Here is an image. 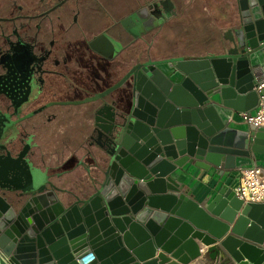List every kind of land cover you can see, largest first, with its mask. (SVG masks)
Returning <instances> with one entry per match:
<instances>
[{
    "label": "water",
    "instance_id": "1",
    "mask_svg": "<svg viewBox=\"0 0 264 264\" xmlns=\"http://www.w3.org/2000/svg\"><path fill=\"white\" fill-rule=\"evenodd\" d=\"M239 1L243 43L239 28L222 54L142 61L91 98L103 100L117 91L93 113L92 139L103 152L97 159L106 163L90 183L92 190L89 185L63 187L59 195L31 160L34 151L27 156L30 145L20 150L15 137H6V128L0 131V264H78L76 259H85L84 264L188 263L201 255L196 238L210 247L216 264H264V203H244L224 186L203 206L190 191L181 192L171 175L188 162L204 169L261 164L256 145L264 128L250 138L228 126L234 110L245 111L246 93L254 92L249 83L255 79L254 68L264 66V0ZM148 9L127 16L122 24L129 29L130 17L137 15L147 30L153 18L141 15ZM90 46L108 55L119 42L103 32ZM204 61L214 65L215 73ZM183 63L196 67L198 77ZM169 68H180L188 78L181 80ZM159 69L166 73L163 78L185 88L167 90ZM222 104L234 110L220 117ZM244 156L248 162H238ZM170 163L175 167L169 169ZM47 195L55 197V214L44 202ZM24 214L31 215L29 223ZM251 224L255 228L247 232Z\"/></svg>",
    "mask_w": 264,
    "mask_h": 264
},
{
    "label": "crops",
    "instance_id": "2",
    "mask_svg": "<svg viewBox=\"0 0 264 264\" xmlns=\"http://www.w3.org/2000/svg\"><path fill=\"white\" fill-rule=\"evenodd\" d=\"M5 3L4 10L12 16L17 24L27 25V35H32L36 31L39 38L46 43V47H50V42L56 39L52 58L56 57L60 63L69 62L75 66L69 69L66 66H49L54 71L60 69L67 70L72 76L77 78L78 83L73 87L81 91L74 98H68L67 87L70 84L69 76H61V85L56 83V89H60L59 94L54 96V79L51 74L47 75L48 90L43 102L46 103L43 118L47 121V126L39 132H34L33 151L34 155L31 160L40 167L46 174V178L50 179L52 185L50 188L56 187L59 195H62L59 188L66 183L65 172L72 165L78 167L75 174V183H83L90 171L93 177L98 176V167L96 159L90 153H84V148L89 145L94 151L101 150V146L90 138V133L84 127L89 114V108L92 107L91 100L98 94V84L102 71V66H96L98 63V52L94 50L90 43L106 31L111 37L119 42L118 48L113 50L109 57L114 63L122 54L128 64L127 66H112V86L118 83L120 76L124 71L129 70L132 66L129 63L139 57L147 59L146 54L151 55L154 59L163 57H175L179 55H170L168 52H160L157 43L160 36V25L162 19L153 18L152 24L147 30L144 25L139 24L135 30L126 29L122 25V21L132 12L146 6L154 0H0ZM198 0H170L173 10L169 13L167 22L174 18V14L179 16L183 14L182 6L196 5ZM204 8L207 9L208 18L219 25L222 32L223 41L221 48H206L200 54L193 56H212L225 52L231 37L236 35V31L240 28V32L244 36L242 29V8L239 0H199ZM248 3V2H247ZM164 20V19H163ZM51 48V47H50ZM149 51H147V50ZM101 55V54H100ZM52 61V59H50ZM114 65V64H113ZM101 67L100 75L93 77V85L95 90H91L92 83L81 81L82 75H87L92 70L97 72ZM207 69V68H206ZM59 70V71H60ZM205 71V68L202 71ZM59 74V73H58ZM77 75V76H76ZM56 80V79H55ZM76 90H74L75 92ZM117 91L110 92L109 101H112ZM255 93V90H254ZM245 111L255 112L258 104V95L246 93ZM94 107V106H93ZM92 107V109H93ZM233 109L224 104L221 105L219 111L220 117L225 115V110ZM234 110V109H233ZM90 119V118H89ZM207 120L209 118L207 117ZM228 126L239 131H246L252 138V130L243 122L238 111L233 115ZM33 132V131H32ZM85 135L92 142L86 143ZM235 136H238L235 134ZM257 153L260 165L264 167V138L257 143ZM248 157L238 158V162H248ZM238 168H226L211 165L209 169H204L192 163H185L184 166H178L172 173L176 184L182 187L181 192L192 193V198L203 206H206L217 195L221 188L227 186L234 190L238 183ZM76 171V170H75ZM76 173V172H75ZM85 174V175H84ZM90 176V174H89ZM88 176V177H89ZM83 181V182H82ZM58 190H60L58 192ZM200 247L201 255L192 260L188 264H216L218 259L211 257L209 246L203 244L201 240L195 239ZM159 251V250H158Z\"/></svg>",
    "mask_w": 264,
    "mask_h": 264
},
{
    "label": "flooded vegetation",
    "instance_id": "3",
    "mask_svg": "<svg viewBox=\"0 0 264 264\" xmlns=\"http://www.w3.org/2000/svg\"><path fill=\"white\" fill-rule=\"evenodd\" d=\"M6 5V2H0V131H3L5 128L7 131L10 129V136L15 137V141L20 144V150L30 145L29 154L27 155L29 156L30 152L33 151L32 135L47 126V121L42 116L45 107H47L46 103L43 102L48 90L47 75L51 74L56 79H54V96L59 94L60 89L57 90L55 87L56 83H58L59 87L62 84L60 80L61 76H69L70 78L71 83L67 87L69 94L74 93L73 87L78 83V80L67 70L61 71L59 69L60 71H57V68L54 71L49 67L66 66L71 69V66H75L69 62L61 64L59 59L56 57L52 58V52L57 40H51L50 48L46 47V43L39 38L37 31L31 36L25 34L28 26L17 24L14 18L9 15V12L6 13L4 10L7 8ZM171 5L170 0L159 3L153 1L135 12L141 13L144 12L142 11L143 9L149 8L148 11L145 10L146 14L143 13L141 16H146L148 13L150 14V18L162 19L161 24H164L167 23L169 13L174 11ZM135 12H132L129 16ZM146 22L148 23V20ZM139 24H141V21L136 15L135 17H130L127 26L133 31ZM98 45L99 48H103V45ZM105 52H107L106 49ZM143 53L147 59L140 58L141 53H139V57L133 59L129 63V66H136L140 62H145L149 59L156 60L151 55L146 54V51H143ZM98 55L97 62L101 63L103 69L99 82L101 89L98 90V93H103L112 85V66H117L118 64L120 66H127L128 62L122 54L119 55L114 63L109 57L110 54L100 55L99 53ZM166 58L170 57H163L157 60ZM127 71H124L117 81H120ZM81 81L83 83L85 81L92 83L93 78L88 73L81 76ZM109 97L110 94H106L103 100H100V104L105 100H109ZM91 104H93V107L94 103ZM92 107H87L89 114L94 113L95 109L94 107L92 109ZM88 120L87 123L85 122L84 127L90 133V138L92 139L96 128L94 117H88ZM102 125L105 124L103 123ZM91 139L89 143L92 142Z\"/></svg>",
    "mask_w": 264,
    "mask_h": 264
},
{
    "label": "rangeland",
    "instance_id": "4",
    "mask_svg": "<svg viewBox=\"0 0 264 264\" xmlns=\"http://www.w3.org/2000/svg\"><path fill=\"white\" fill-rule=\"evenodd\" d=\"M169 0H154L155 3ZM179 16L174 14V18L167 23L161 24L159 41L157 48L160 52H168L170 55H179L181 57H190L193 54H200L205 51L206 48H221L223 41L221 28L215 22H212L208 18L207 9L204 8L201 1H197L196 5L183 7ZM245 37L241 36V43L244 42ZM120 50V48H118ZM179 53V54H177ZM178 57V56H175ZM96 66H102L101 63H97ZM92 70L89 75L93 77L100 75V69ZM103 71V69H102ZM92 82L91 90H95V86ZM101 89L100 83L97 90ZM76 90L68 98H74L81 93L80 90ZM93 105V104H91ZM83 129H86L83 128ZM11 130L6 133V137H10Z\"/></svg>",
    "mask_w": 264,
    "mask_h": 264
},
{
    "label": "built area",
    "instance_id": "5",
    "mask_svg": "<svg viewBox=\"0 0 264 264\" xmlns=\"http://www.w3.org/2000/svg\"><path fill=\"white\" fill-rule=\"evenodd\" d=\"M253 72L257 82L253 89L258 95L257 109L254 113H238L244 123L258 130L264 128V66L255 67ZM237 171L238 183L234 188L237 197L244 203H264V167L254 163L249 167L238 168Z\"/></svg>",
    "mask_w": 264,
    "mask_h": 264
},
{
    "label": "bare ground",
    "instance_id": "6",
    "mask_svg": "<svg viewBox=\"0 0 264 264\" xmlns=\"http://www.w3.org/2000/svg\"><path fill=\"white\" fill-rule=\"evenodd\" d=\"M97 47L99 48V45L97 44ZM101 50L103 49V48H100ZM105 51V50H104ZM166 66H168L169 67V65H166ZM182 66L184 67V68H186L187 70H189L192 74H194V75H196V77H198V75L200 74V72H197L198 71V69H196L195 70V68L196 67H194V66H190V65H185V63H183L182 64ZM204 66H206L205 68H207V69H209V70H212V71H214V73H215V70H214V68H212V67H214V65L212 64V63H209V62H206V61H204ZM200 67V66H199ZM169 70H173V71H175V73L177 72V75H178V77L181 79V80H186L187 78H188V75L183 71V70H181L180 68H169ZM174 73V74H175ZM254 73V72H253ZM163 74H166L163 70H161V69H159L158 70V76H161L162 78H163ZM173 76H175V75H173ZM255 76V75H254ZM166 78H168V79H166ZM166 78H163L164 79V83H165V88L167 89V90H171L174 86H178V87H182V88H185L184 86H183V83L182 82H174L169 76H166ZM256 80V77H255V79L253 80V82H249V83H251V87H253V89H254V87L256 86V84H257V82L255 81ZM188 84H193V82L190 80V79H188ZM256 94L257 93H254L253 92V96H256ZM226 113V112H225ZM203 163V162H202ZM204 164V163H203ZM170 165V167H169V169H172V168H174L175 166L174 165H172L171 163L169 164ZM119 168H121V166L119 165ZM124 172H126V169H124V168H122V173H124ZM18 178V177H17ZM159 178H164V176L162 175V176H160ZM240 199V198H239ZM242 200V199H241ZM36 202H37V204L40 202L39 201V199H37L36 200ZM44 202L48 205V208H50V210H51V212H53L54 214H55V209H53V205H55L56 204V201H55V197L53 196V195H47L46 197H45V199H44ZM38 206H40V203L38 204ZM77 213L78 214H80V211L79 210H77ZM48 216H49V219H51L50 218V215H49V213H48ZM262 221H263V225H264V213L262 214ZM71 217L72 218H74L75 217V215L74 214H72L71 215ZM16 218H17V215H16ZM30 218H31V215L29 216L28 214H24L23 215V221L25 222V223H29L30 222ZM43 221L45 222V219L43 218ZM56 221V220H55ZM54 221V222H55ZM66 222H68V220L66 221ZM223 222H225V221H223ZM226 223V222H225ZM21 225H23V227H25L24 226V224L21 222L20 223ZM229 224V223H228ZM256 224V223H255ZM231 226V225H230ZM256 226L258 227L259 225H257L256 224ZM260 227V226H259ZM61 228V230H63V228L62 227H60ZM255 228V226L253 225V224H251L250 226H249V228H248V231L247 232H252L253 231V229ZM262 229V228H261ZM259 230V229H258ZM34 233H37V229L36 230H32ZM54 236H55V234H54ZM196 239H199V238H196ZM200 240V239H199ZM129 250V249H128ZM201 252V251H200ZM109 259V258H108ZM108 259H104L103 261H110V260H108ZM84 260L85 259H76V261H77V263L78 264H84ZM55 261V260H54ZM190 262V261H189ZM188 262V263H189ZM188 263H183V262H180V264H188Z\"/></svg>",
    "mask_w": 264,
    "mask_h": 264
},
{
    "label": "trees",
    "instance_id": "7",
    "mask_svg": "<svg viewBox=\"0 0 264 264\" xmlns=\"http://www.w3.org/2000/svg\"><path fill=\"white\" fill-rule=\"evenodd\" d=\"M94 103V109H95V107L97 106V105H99L100 104V100H98V101H95V102H93ZM88 136L87 135H85V138H86V143L87 144H90L89 143V138H87ZM86 146H88V147H86V148H84V153L86 152V154L87 153H89V151H90V153L89 154H91L92 156H93V159L95 158L96 159V163H97V167L99 168H101L102 167V165H105V163H106V159L105 160H99V159H97V157H99V156H101V154L103 153L101 150H98V151H94V150H92V148L93 147H91V146H89V145H86ZM103 155V154H102ZM76 170V171H75ZM77 171H78V167H74L73 165L70 167V168H68V170H66V174L68 175V176H66V183L63 185V187H68L69 189H81V187L82 186H87L88 187V185H89V187H91L90 186V183H92V181H93V175L91 174V172L89 171L88 172V176H89V174H90V176L88 177L87 176V178L85 179V177H83V183H81V184H79V186H78V184H76L75 183V174H77ZM76 172V173H75ZM99 172V171H98ZM99 174V173H98ZM85 175V174H84ZM63 187H61V188H63ZM88 187V188H89ZM92 188L93 187H91L90 188V190H92Z\"/></svg>",
    "mask_w": 264,
    "mask_h": 264
}]
</instances>
